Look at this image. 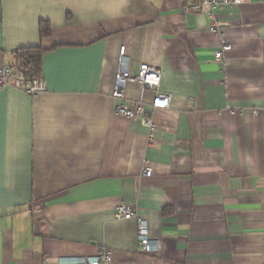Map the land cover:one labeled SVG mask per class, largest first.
Wrapping results in <instances>:
<instances>
[{"label":"crops","instance_id":"crops-1","mask_svg":"<svg viewBox=\"0 0 264 264\" xmlns=\"http://www.w3.org/2000/svg\"><path fill=\"white\" fill-rule=\"evenodd\" d=\"M190 3L0 0V68L39 47L45 87L0 88V264H89L102 248L109 264H264V0L214 19ZM121 46L170 97L153 110V90L126 87L151 137L115 113ZM137 218L157 250H140Z\"/></svg>","mask_w":264,"mask_h":264},{"label":"built area","instance_id":"built-area-1","mask_svg":"<svg viewBox=\"0 0 264 264\" xmlns=\"http://www.w3.org/2000/svg\"><path fill=\"white\" fill-rule=\"evenodd\" d=\"M239 4L240 0H191V3L186 7V10L188 12H204L211 19H214V14L217 11L224 8L230 9ZM211 30L214 33L218 32V28L215 24L211 25ZM231 50V44L222 41V45L214 51L213 59L218 63L219 67H222L225 55ZM160 78V69L146 63L141 64L137 72H131L130 60L126 54V48L125 46L119 48L117 69L111 92V97L119 101L115 108V113L127 120H140L150 128L149 137L152 136L153 131L152 120L145 117L142 100H127L125 97V91L128 83L137 82L143 89H151L154 91L150 103L153 110L167 109L170 103L169 95L157 91ZM3 87H14L28 95H36L45 91L44 84L39 78L26 79L23 72L14 67L0 68V88ZM143 174L145 177H149L151 175L150 169H144ZM116 216L122 219H130L136 215L129 207L121 205L116 209ZM137 241L140 250L144 253H151L158 249L157 241L148 238L147 224L142 219H138ZM87 261L89 264H109L111 261V251L102 248L94 257L90 259L88 258Z\"/></svg>","mask_w":264,"mask_h":264},{"label":"trees","instance_id":"trees-1","mask_svg":"<svg viewBox=\"0 0 264 264\" xmlns=\"http://www.w3.org/2000/svg\"><path fill=\"white\" fill-rule=\"evenodd\" d=\"M48 32V24L41 22L40 35L44 36ZM41 54L39 47L21 48L14 53L16 63L12 67L21 70L26 79L39 78Z\"/></svg>","mask_w":264,"mask_h":264}]
</instances>
